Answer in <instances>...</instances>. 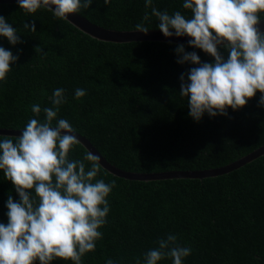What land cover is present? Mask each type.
Wrapping results in <instances>:
<instances>
[{
    "label": "trees",
    "instance_id": "trees-1",
    "mask_svg": "<svg viewBox=\"0 0 264 264\" xmlns=\"http://www.w3.org/2000/svg\"><path fill=\"white\" fill-rule=\"evenodd\" d=\"M182 5L183 0L152 3L170 15L180 11L190 17ZM78 14L116 31H134L140 23L159 30L144 0H110L107 6L93 0ZM0 15L20 40L11 45L0 37V47L18 55L6 80L0 81L1 128L23 129L30 118H37L31 111L34 104L40 105L38 119L43 121V108L52 107L54 90L62 88L67 102L57 119L68 120L108 161L125 170L222 167L264 144L259 92L244 107L228 108L226 116L205 113L198 122L189 116L187 98L179 95L180 76L186 81L196 65L177 63V44L98 41L43 8L29 15L18 4L0 5ZM25 23L34 24L35 32L24 29ZM184 48L196 52L201 63L214 62L200 49ZM218 50L227 59L225 48ZM77 88L86 91L80 100L74 98ZM87 152L79 143L69 158L82 160ZM85 164L86 170L91 167ZM96 179L115 181L116 186L106 197L110 211L99 229L102 238L95 251L82 257V264H106L109 259L144 264V254L169 234L192 249L182 264H264V154L229 173L203 179L129 180L102 166ZM9 195L19 200L0 171V223H7ZM52 264L72 262L58 259ZM157 264L172 260L166 257Z\"/></svg>",
    "mask_w": 264,
    "mask_h": 264
},
{
    "label": "clouds",
    "instance_id": "clouds-1",
    "mask_svg": "<svg viewBox=\"0 0 264 264\" xmlns=\"http://www.w3.org/2000/svg\"><path fill=\"white\" fill-rule=\"evenodd\" d=\"M164 37H188V46L200 49L213 58L201 63L196 52H186L183 45L175 49L178 64L196 65L189 69L187 80L180 76L181 97L187 98L189 116L195 121L207 113L210 117L237 110L259 92V106H264V32L258 25L264 14V0H183V9L171 15L152 7L144 0ZM19 8L31 15L47 9L57 19L68 20L69 14L88 9L93 0H17ZM107 6L110 0H103ZM54 6V10L53 7ZM145 20L149 19L145 13ZM69 21V20H68ZM24 29L35 32V25ZM149 27L135 25L136 32L147 34ZM0 37L9 44L20 42L17 30L0 15ZM223 46L227 59L218 50ZM35 51L40 54L41 46ZM46 55V53H43ZM18 60L0 47V81H5ZM86 91L77 88L80 100ZM65 90L57 88L51 97L52 107L31 106L37 118H30L18 136L0 138V171L19 196L6 200L7 223H0V264H52L55 260L82 264V257L95 251L102 238L99 229L110 211L108 200L115 181L105 183L96 177L101 170L100 156L87 152L82 160L69 158L80 143L76 130L66 119H57L60 106L66 103ZM53 121H56L53 125ZM85 161L91 167L86 170ZM149 249L144 264H157L170 257L172 264H182L191 255L190 247L180 246L175 235L157 241ZM106 264H115L111 259ZM136 264H140L137 259Z\"/></svg>",
    "mask_w": 264,
    "mask_h": 264
},
{
    "label": "water",
    "instance_id": "water-1",
    "mask_svg": "<svg viewBox=\"0 0 264 264\" xmlns=\"http://www.w3.org/2000/svg\"><path fill=\"white\" fill-rule=\"evenodd\" d=\"M8 4H18L17 0H0V5ZM53 10H54V6ZM69 20V21H68ZM68 21L72 26L77 28L79 31L83 32L86 35H89L91 38L108 43L115 44H125V43H134V42H158V43H170L188 46V37H164L159 30H148V33L145 35L136 31H116L111 29H106L101 26H98L90 22L85 17L81 16L78 13L69 14ZM261 32H264V19L260 20L258 25ZM221 47V46H220ZM22 129H10V128H1L0 135H10L18 136ZM76 135L80 140V143L83 144L88 151L92 152L95 155L100 156V164L103 168L108 170L110 173L129 180H138V181H155V180H164V179H203L208 177H216L229 173L235 169H238L240 166L248 163L259 156L264 154V144L256 148L247 155L241 157L240 159L227 164L222 167L201 169V170H172V171H160V172H135L122 169L110 161L107 160L105 156L93 145V143L86 137L76 131Z\"/></svg>",
    "mask_w": 264,
    "mask_h": 264
}]
</instances>
